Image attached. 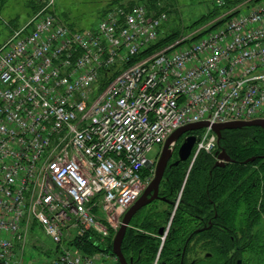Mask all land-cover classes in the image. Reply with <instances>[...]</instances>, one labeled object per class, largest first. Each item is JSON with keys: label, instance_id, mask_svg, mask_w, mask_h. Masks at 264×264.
Returning <instances> with one entry per match:
<instances>
[{"label": "built area", "instance_id": "2783aa9c", "mask_svg": "<svg viewBox=\"0 0 264 264\" xmlns=\"http://www.w3.org/2000/svg\"><path fill=\"white\" fill-rule=\"evenodd\" d=\"M39 1L0 43V261L26 264L39 224L49 264H120L112 231L170 135L209 122L194 162L217 150L213 124L264 118V1L152 53L166 10L120 4L78 29Z\"/></svg>", "mask_w": 264, "mask_h": 264}, {"label": "trees", "instance_id": "16d2710c", "mask_svg": "<svg viewBox=\"0 0 264 264\" xmlns=\"http://www.w3.org/2000/svg\"><path fill=\"white\" fill-rule=\"evenodd\" d=\"M262 1L264 0H225L223 4L217 5L210 14L204 16L202 20L221 12L226 13L228 9L236 7L242 2L246 4L228 14L227 18L219 20L197 35H201L226 21L239 13L241 9ZM151 3L150 6H147L155 10H166L168 13L166 7L159 6L158 0L151 1ZM120 4L123 3H120L119 0L109 2V7L104 15L108 10ZM33 7L37 8L35 4H33ZM197 24L198 21L194 22L191 27ZM182 32L183 29L177 28L164 37L160 36L159 40L147 52H156L177 41L183 36ZM178 147L179 144L174 151L176 160L179 158ZM222 149L226 150L233 161L223 167L215 166L217 152ZM263 155L264 129L259 126H249L241 129L224 130L214 154L201 152L194 162L191 156L188 160L180 161L178 164H174L175 161L169 163L160 186V192L174 203L151 204L149 205L151 209L142 211L143 224L139 225L138 230L128 231L123 250L129 249L132 251L134 249V261L138 263L150 256L149 264H152L162 242L158 231L163 225L166 226L171 216V209L175 206L177 199L181 197L172 225L173 230L162 249V256L176 255L180 252L186 254L193 252L196 248L191 247V245L186 246L184 251L185 235L197 222H200L198 225L202 226V223L204 224L211 218L215 224L214 228H222L223 226L225 230L224 246L220 249L227 260L229 254L234 253L235 249L231 243L230 235L239 233L238 225H236L237 215L243 216L245 227L241 232L246 241L244 239L243 246L236 253L248 256L253 245H251L249 237L252 231V222H254L253 216L255 211H258L257 207H264V157H261ZM252 156H256V160L245 163V160ZM160 207H169L170 212L163 213L159 209ZM240 212L242 214H239ZM204 216L205 221L203 222ZM257 217L261 220L262 215L257 214ZM262 220L264 221L263 217ZM262 233L264 234V230ZM108 245V248L112 251V240L109 241ZM86 251L91 252L92 250L87 246ZM127 258L130 257L127 255Z\"/></svg>", "mask_w": 264, "mask_h": 264}, {"label": "rangeland", "instance_id": "374dc122", "mask_svg": "<svg viewBox=\"0 0 264 264\" xmlns=\"http://www.w3.org/2000/svg\"><path fill=\"white\" fill-rule=\"evenodd\" d=\"M112 1L114 0H55L54 7L51 9L72 27L87 29L101 21L109 7V2ZM151 1L157 0H119L120 3L129 6L136 3H144L150 6ZM224 1L158 0L159 6L168 9V20L163 24L161 37L180 28L183 29L182 37L192 38L219 20L227 18L228 14L246 4L242 2L236 7L228 9L226 13L221 12L202 20L204 16L210 14L217 5L223 4ZM33 4L37 8H34ZM41 7L42 4L39 0H0V43L9 38L15 30L24 26ZM196 21H198V24L191 27ZM201 131L202 129L196 130L195 133L198 134ZM159 151V147H156L150 152L149 157L154 160ZM112 234H114V231H112ZM54 246L55 243L46 234L43 226L32 224L27 235L25 250L22 253L23 259L26 264L28 261L33 264H49L53 259ZM106 248V245H102V249L106 250ZM107 251H110V249L107 248Z\"/></svg>", "mask_w": 264, "mask_h": 264}, {"label": "flooded vegetation", "instance_id": "af4514ba", "mask_svg": "<svg viewBox=\"0 0 264 264\" xmlns=\"http://www.w3.org/2000/svg\"><path fill=\"white\" fill-rule=\"evenodd\" d=\"M184 137L185 135H183L177 141L175 145V149L178 146V144L180 145L182 143ZM160 155H161V152L158 158L160 157ZM174 161H176V159H175V154L173 152V156L170 159L169 163H172ZM180 200H181V197L177 199V201L175 202V206L171 209V212L168 210L170 209L169 207L159 208L163 213L170 212L171 216L166 226L163 225L158 231L159 236H161L162 242H161L160 250L158 251L156 258L152 264H264V248H262V246H264L263 245L264 244V238H263L264 234L262 233V231L264 230V221L262 220V217L264 219V211H262L264 210V207H257V210L259 212L255 211L254 216H253L254 222H252V231H251V235H249L250 243L251 245L252 244L253 245L249 251L248 256L236 253L243 246L242 243L244 242V239H245L243 238V233L241 232L243 227H245L242 215H237L236 217V222H237L236 225H238L237 229L239 230V233L230 235L231 240H232L231 243L235 247L234 249L235 255L234 253L231 252V254H229V256L227 257V260L224 254H222L221 249H220V247L224 246V241H225L224 231L225 230L223 226L222 228H214L213 226H215V224L211 220V218H209L206 222H204L205 216L202 219V221L204 222V224L202 223V226L198 225L200 222H197V224L194 227H191L187 235H185V241L183 242L185 243L184 251L186 249V246L191 245V247L194 246L196 248L195 250H193V252L188 253V254L184 252L183 253L180 252L181 254L178 253L176 255L162 256L161 254L162 249L165 243L167 242V240H169L170 233L173 230L172 225H173V221H174ZM171 202L173 201L168 199L164 194H162L159 189V198L152 201L150 204L146 205L139 211H137V213L132 217V220L127 228L125 238L129 230H138L139 225L143 224L144 219L142 220L141 212L146 209L148 210L151 209L149 205L161 204V203L170 204ZM127 210L122 215L121 220L118 223L117 228L114 231V234H113L114 236L116 232L118 231V228L120 227L122 219L125 213L127 212ZM239 214H242V212H240ZM257 214L262 215L261 220L260 218L257 217ZM251 221H252V218H251ZM161 230H163L162 234L160 233ZM125 238L123 240V244L125 242ZM112 243H113V240H112ZM123 244H122V250H123ZM133 252H134V249H132V251H130L129 249L123 250L124 256L127 259L128 264H149L150 256H147L144 259V261H142L141 263H138L137 261H134ZM125 253L128 255V257H130L129 259L127 258V255Z\"/></svg>", "mask_w": 264, "mask_h": 264}, {"label": "water", "instance_id": "95a60500", "mask_svg": "<svg viewBox=\"0 0 264 264\" xmlns=\"http://www.w3.org/2000/svg\"><path fill=\"white\" fill-rule=\"evenodd\" d=\"M207 126H209V122L207 121H200V122L184 125L179 129H177L172 135H170V137L165 142L161 150V155L156 162L154 178L152 179L150 184L145 188V190L136 200V202L127 210V212L125 213L122 219L121 225L114 236L113 251L119 257L120 264H128V261L125 258L122 250V244L127 232V228L132 220V217L137 213V211H139L146 205L150 204L152 201L159 198L160 184L164 178L168 163L173 156V152L177 141L183 135H185L182 143L178 148L179 158L174 162V164H178L180 161H186L191 157L197 139L196 135L192 133L196 130H200ZM249 126H259L264 129V118H259L249 121L239 120V121H230L224 123H216L213 124L212 127L213 130L218 135V142H219L220 139L222 138V132L224 130L241 129ZM261 157H264V155ZM254 160H256V156H252L246 159L245 163H249ZM231 161H233L231 156L226 152L225 149H222L220 150V152H217V161L215 163V166L223 167L225 166L226 163H229ZM160 233L162 234L163 230H161ZM0 264H4V263L0 261Z\"/></svg>", "mask_w": 264, "mask_h": 264}]
</instances>
